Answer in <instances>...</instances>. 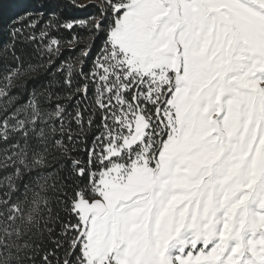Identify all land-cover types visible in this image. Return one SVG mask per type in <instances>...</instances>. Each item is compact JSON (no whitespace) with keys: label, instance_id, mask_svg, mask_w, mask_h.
Instances as JSON below:
<instances>
[{"label":"snow or ice","instance_id":"1","mask_svg":"<svg viewBox=\"0 0 264 264\" xmlns=\"http://www.w3.org/2000/svg\"><path fill=\"white\" fill-rule=\"evenodd\" d=\"M0 264H264V0H0Z\"/></svg>","mask_w":264,"mask_h":264},{"label":"trees","instance_id":"2","mask_svg":"<svg viewBox=\"0 0 264 264\" xmlns=\"http://www.w3.org/2000/svg\"><path fill=\"white\" fill-rule=\"evenodd\" d=\"M82 2L85 3V4L90 3V2H87V0H82ZM23 7H24V5H17L16 6V10L17 11H22Z\"/></svg>","mask_w":264,"mask_h":264},{"label":"rangeland","instance_id":"3","mask_svg":"<svg viewBox=\"0 0 264 264\" xmlns=\"http://www.w3.org/2000/svg\"><path fill=\"white\" fill-rule=\"evenodd\" d=\"M87 2H91V0H87Z\"/></svg>","mask_w":264,"mask_h":264}]
</instances>
